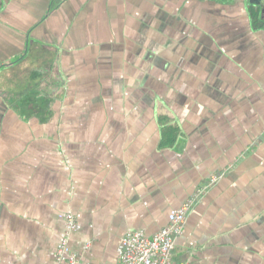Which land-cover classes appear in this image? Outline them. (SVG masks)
Listing matches in <instances>:
<instances>
[{"label":"crops","instance_id":"obj_1","mask_svg":"<svg viewBox=\"0 0 264 264\" xmlns=\"http://www.w3.org/2000/svg\"><path fill=\"white\" fill-rule=\"evenodd\" d=\"M256 2L0 0V264H56L67 213L68 250L115 264L216 174L173 260L264 264Z\"/></svg>","mask_w":264,"mask_h":264},{"label":"built area","instance_id":"obj_2","mask_svg":"<svg viewBox=\"0 0 264 264\" xmlns=\"http://www.w3.org/2000/svg\"><path fill=\"white\" fill-rule=\"evenodd\" d=\"M222 176L216 174L210 178L207 185L197 188L176 210L170 223L153 236H148L141 230L127 232L118 246L115 264H193L176 263L173 260L176 240L183 233L191 210ZM77 229L78 222L75 215L67 213L65 232L57 247L56 264H88L68 250L71 235Z\"/></svg>","mask_w":264,"mask_h":264},{"label":"trees","instance_id":"obj_3","mask_svg":"<svg viewBox=\"0 0 264 264\" xmlns=\"http://www.w3.org/2000/svg\"><path fill=\"white\" fill-rule=\"evenodd\" d=\"M256 15L257 14H255L254 12L252 13V19H253V22H254V24L256 25V26H260V25H263V24H261V22L260 21H258L257 19H256Z\"/></svg>","mask_w":264,"mask_h":264},{"label":"rangeland","instance_id":"obj_4","mask_svg":"<svg viewBox=\"0 0 264 264\" xmlns=\"http://www.w3.org/2000/svg\"><path fill=\"white\" fill-rule=\"evenodd\" d=\"M122 69H124V68H122ZM138 69H142L143 70V67L142 68H138ZM125 78H124V76H122V84H124V86H125V80H124ZM138 80H140V78H139V76H138ZM106 106V105H105ZM105 115L107 114V111L105 110V113H104ZM100 116V115H99ZM106 116H108V115H106ZM102 118V117H101Z\"/></svg>","mask_w":264,"mask_h":264},{"label":"water","instance_id":"obj_5","mask_svg":"<svg viewBox=\"0 0 264 264\" xmlns=\"http://www.w3.org/2000/svg\"><path fill=\"white\" fill-rule=\"evenodd\" d=\"M251 3L256 4L257 2L256 0H251Z\"/></svg>","mask_w":264,"mask_h":264}]
</instances>
